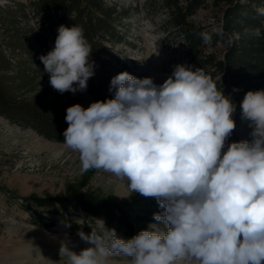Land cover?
<instances>
[{"label": "clouds", "instance_id": "1", "mask_svg": "<svg viewBox=\"0 0 264 264\" xmlns=\"http://www.w3.org/2000/svg\"><path fill=\"white\" fill-rule=\"evenodd\" d=\"M57 31L40 56L50 85L84 92L94 75L91 45L80 26ZM113 90L114 98L66 109L63 144L78 153L81 172L108 173L164 211L130 239L96 220L91 234L78 232L90 247L77 254L62 242L66 264H264V89L239 105L252 141L226 150L237 105L202 68L177 64L159 85L124 71L111 79Z\"/></svg>", "mask_w": 264, "mask_h": 264}, {"label": "trees", "instance_id": "2", "mask_svg": "<svg viewBox=\"0 0 264 264\" xmlns=\"http://www.w3.org/2000/svg\"><path fill=\"white\" fill-rule=\"evenodd\" d=\"M158 1L166 12L165 26L172 28L182 40L185 65L193 70L202 68L217 88L237 105L233 114L236 128L227 142H251L253 126L242 118L239 105L246 92L264 89V15L259 14L264 10V0H212V4L222 7L221 17L216 24L208 25L192 20L207 0ZM1 12L0 17L5 14L14 24L31 15L38 27H29L23 37L13 31L14 34L0 45V115L35 130L48 140L64 142L63 132L68 127L66 109L74 104L82 105L80 96L63 95L50 85V80L45 85L40 83L44 71L40 56L54 48L60 25L82 27L91 45L89 59L95 63L94 75L88 79L83 93L88 94L92 102L114 98L115 90L110 92L109 87L117 74L127 71L134 75L113 48L116 43L125 41L117 24L128 14L115 3L28 0L6 9L0 7ZM257 28L261 30L259 37L254 35ZM200 32L212 36L210 44L203 42ZM218 46L222 47L220 51H217ZM234 87L239 91L233 92ZM15 201L29 220L44 226L53 224L52 215H60L69 229L85 228L91 234L96 219L102 217L108 228L122 229L127 239L139 232L119 203L89 189L68 191L63 195L31 196L29 202ZM72 214H80L82 224L71 221L68 216Z\"/></svg>", "mask_w": 264, "mask_h": 264}, {"label": "rangeland", "instance_id": "3", "mask_svg": "<svg viewBox=\"0 0 264 264\" xmlns=\"http://www.w3.org/2000/svg\"><path fill=\"white\" fill-rule=\"evenodd\" d=\"M106 1L128 12L117 24L125 41L116 43L113 48L135 77H153L159 85L172 74L175 65L185 64L182 40L172 28L165 26L166 12L158 0ZM18 2L25 4L28 0H0V7L6 9ZM221 8L207 0L192 20L198 24H216L221 17ZM29 27H38L33 16L19 19L14 24L4 14L0 17V45L14 32L23 37ZM221 48L218 46L217 51ZM49 80V74L43 71L40 83L45 85ZM65 93L71 92L62 94ZM74 95L80 96L84 108L92 103L86 93ZM227 144L226 141L224 150ZM83 189L93 190L103 198L119 203L139 231L156 223L154 213L164 211L155 198L130 192L126 182L118 181L108 173L81 172L78 153L0 115V264H66L63 254L60 256L62 242L77 254L90 247L78 235L79 231L88 234L85 228L69 229L60 215H52L53 224L46 226L33 222L15 201L22 198L29 202L31 196L63 195ZM68 217L82 224L80 214ZM44 222L48 220L44 219ZM115 230L119 237L127 239L122 229Z\"/></svg>", "mask_w": 264, "mask_h": 264}, {"label": "water", "instance_id": "4", "mask_svg": "<svg viewBox=\"0 0 264 264\" xmlns=\"http://www.w3.org/2000/svg\"><path fill=\"white\" fill-rule=\"evenodd\" d=\"M18 199H22V198H18Z\"/></svg>", "mask_w": 264, "mask_h": 264}, {"label": "built area", "instance_id": "5", "mask_svg": "<svg viewBox=\"0 0 264 264\" xmlns=\"http://www.w3.org/2000/svg\"><path fill=\"white\" fill-rule=\"evenodd\" d=\"M21 200V199H20Z\"/></svg>", "mask_w": 264, "mask_h": 264}]
</instances>
